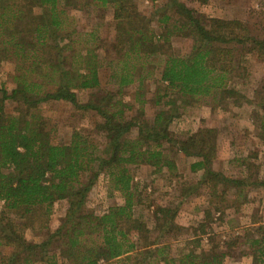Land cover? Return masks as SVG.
Returning a JSON list of instances; mask_svg holds the SVG:
<instances>
[{
    "label": "trees",
    "instance_id": "1",
    "mask_svg": "<svg viewBox=\"0 0 264 264\" xmlns=\"http://www.w3.org/2000/svg\"><path fill=\"white\" fill-rule=\"evenodd\" d=\"M89 7L111 9L115 28L111 47L98 44L97 29H78L71 13ZM161 10L162 31L156 32L136 0H0V68L3 62L13 64L0 81V264H224L237 247H246L241 254L249 253L252 264H264V221L260 219L252 221V229L243 235L224 241V250L205 248L195 234L174 256L168 244L150 239L148 226L135 215L131 166L146 164L158 171L175 167L165 153L166 144L197 158L191 164L192 171H203L197 187L204 188L221 217L227 206H240L247 178L213 168L216 129L200 127L177 139L170 129L172 111L177 98L188 102L209 96L212 90L236 92L239 97L227 84L241 76L235 52L257 50L260 58L264 53V39L251 35L241 20L197 15L182 0H165ZM175 35L189 40L184 55L171 50ZM156 57L162 64L160 83L177 97L159 95L156 104L170 96L168 108L152 120L146 119L142 106L128 118L126 111L132 105L121 98L122 90L135 83L138 92L143 90ZM105 65L111 70L109 78L117 80V94L101 89L100 69ZM84 90L95 91L86 102L78 98ZM262 92L258 105L264 111ZM144 95L136 93L140 105ZM49 101L95 112L103 145L79 130L69 142H62L56 126L42 114L41 104ZM8 102L15 105L13 112L7 110ZM261 123L264 130V113ZM103 174L110 192L120 194L124 202L97 214L86 204ZM254 185L264 186V182ZM59 200L67 201L66 214L56 229L49 230L47 222ZM176 212L168 206L156 207L162 231L183 228L174 222ZM211 214L210 209L205 217ZM34 225L48 230L40 242L26 238L25 230ZM199 226L206 233L205 223Z\"/></svg>",
    "mask_w": 264,
    "mask_h": 264
},
{
    "label": "rangeland",
    "instance_id": "2",
    "mask_svg": "<svg viewBox=\"0 0 264 264\" xmlns=\"http://www.w3.org/2000/svg\"><path fill=\"white\" fill-rule=\"evenodd\" d=\"M182 1L195 9L197 15L241 20L249 28L251 35L260 40L264 39V0H208L207 3L195 0ZM136 3L141 13L152 19L153 29L161 32L158 17L165 0H136ZM71 14L75 15L79 30L89 32L97 29L100 36L98 44L106 48L111 47L115 35L111 9L89 7L81 12L72 11ZM188 42L186 37L173 36L172 52L184 55L188 49ZM240 51L235 53L241 63V67L238 68L241 76L232 77L227 81L229 88L235 89L240 94L239 97L236 92L230 95L212 90L209 96H196L189 98L188 102L177 98L176 109L172 111L175 116L170 125L177 139H185L200 127L216 129L217 152L213 168L228 176L247 178L246 192L238 201L240 206H227L225 214L221 217L222 215L214 210V205L210 204V196L204 188L197 187L203 173L202 170L191 169V164L197 158L177 152L175 144L165 145V153L175 162V167L171 169L164 167L163 170L158 171L155 167L146 164L131 166L137 201L134 208L135 215L141 217L148 226L150 239L155 238L158 243L168 244L170 253L174 256L184 249L187 239L195 234L202 238L205 248L215 246L224 250V241L228 238L243 235L247 229L251 230L254 220L264 221V186L254 185L256 181L264 182V130L261 123L264 111L258 105L264 87V53L260 58L257 50L243 54ZM112 56L113 54L110 53L108 59ZM152 61L154 71L146 80L143 90L138 92L137 83L122 90L121 98L132 105V108L126 111L128 118L136 116L138 108L142 106L146 119L152 120L159 110L168 108L166 101L170 96L177 97L173 92H166L167 90H164L160 83L162 64L158 63L159 58L156 57ZM12 69V63L3 62L0 68V81L4 80ZM110 73L109 66L105 65L100 69L101 89L117 94V80L109 78ZM94 92V90L79 91L78 98L86 102ZM142 92L145 93L146 100L140 105L136 100V93ZM163 93L170 96H165L161 104H156L155 99ZM14 106L12 102H8L7 110L13 112ZM40 107L48 122L56 126L62 142H69L75 130L92 135L102 145L105 142L104 137L96 131V124L100 118L95 112L77 111L70 103L62 101L45 102ZM135 134L136 131L133 132V136ZM123 202L124 198L120 194L110 192L107 177L103 174L88 194L86 208L101 214L110 206ZM159 205L177 211L174 222L183 226L181 230L168 232L161 230L155 215V209ZM1 208L2 202H0ZM210 209L212 214L208 219L205 216L206 211ZM66 210V200H59L54 204L47 222L49 230L59 226ZM201 223H205L206 233H201L202 229L199 226ZM40 229L35 225L26 229V238L40 242L48 232L46 229ZM243 249L246 247H237L224 259V264H252L249 253L241 254Z\"/></svg>",
    "mask_w": 264,
    "mask_h": 264
}]
</instances>
